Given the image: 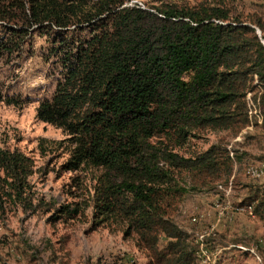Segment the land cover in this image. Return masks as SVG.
<instances>
[{
    "label": "trees",
    "instance_id": "trees-1",
    "mask_svg": "<svg viewBox=\"0 0 264 264\" xmlns=\"http://www.w3.org/2000/svg\"><path fill=\"white\" fill-rule=\"evenodd\" d=\"M126 1L0 0V49L22 42L24 24L51 36L58 78L36 118L68 137L63 169L95 172L88 201L54 209L50 221L90 209L93 229L122 227L147 264H195V247L173 220L187 192L179 182L215 181L233 161L218 146L189 157L180 150L203 131L240 134L248 111L264 107L256 91L264 86V16L230 20L222 3L150 12ZM32 168L22 152L0 147V210L48 206H33ZM239 207L264 220V189H251Z\"/></svg>",
    "mask_w": 264,
    "mask_h": 264
},
{
    "label": "rangeland",
    "instance_id": "rangeland-1",
    "mask_svg": "<svg viewBox=\"0 0 264 264\" xmlns=\"http://www.w3.org/2000/svg\"><path fill=\"white\" fill-rule=\"evenodd\" d=\"M1 1L7 5L13 0ZM219 3L230 11V20L264 16V0H127L124 6L155 12ZM20 27L27 34L22 42L9 52L0 49V147L18 150L31 159L28 182L33 206L40 201L48 206L34 212L4 205L0 210V264H147L146 253L135 247L134 237H126L122 227L93 229L90 209L76 220L50 221L54 209L88 201L95 172L63 169L71 149L68 137L61 129L37 120L39 102L54 92L58 67L50 55L51 36L36 26ZM89 34L90 30L84 31L81 37ZM2 35L0 31V43L6 41ZM256 91L264 94V86ZM5 98L18 103L7 105ZM263 111V106L248 111L250 124L240 134L203 131L180 150L189 157L218 146L233 161L231 170L215 181L199 182L185 176L179 182L187 192L173 220L195 247V264H264V220L239 207L251 189H264Z\"/></svg>",
    "mask_w": 264,
    "mask_h": 264
},
{
    "label": "bare ground",
    "instance_id": "bare-ground-1",
    "mask_svg": "<svg viewBox=\"0 0 264 264\" xmlns=\"http://www.w3.org/2000/svg\"><path fill=\"white\" fill-rule=\"evenodd\" d=\"M257 173V172H256ZM256 175V174H255ZM249 210V209H248Z\"/></svg>",
    "mask_w": 264,
    "mask_h": 264
},
{
    "label": "crops",
    "instance_id": "crops-1",
    "mask_svg": "<svg viewBox=\"0 0 264 264\" xmlns=\"http://www.w3.org/2000/svg\"><path fill=\"white\" fill-rule=\"evenodd\" d=\"M252 129V128H251ZM251 129H249V130H251Z\"/></svg>",
    "mask_w": 264,
    "mask_h": 264
}]
</instances>
